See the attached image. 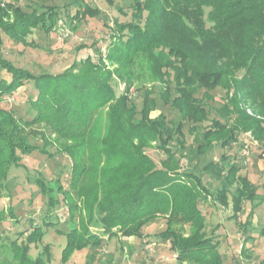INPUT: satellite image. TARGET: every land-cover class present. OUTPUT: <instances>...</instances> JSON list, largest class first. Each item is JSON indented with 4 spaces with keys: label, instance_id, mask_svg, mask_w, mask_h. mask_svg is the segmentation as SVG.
I'll return each instance as SVG.
<instances>
[{
    "label": "trees",
    "instance_id": "obj_1",
    "mask_svg": "<svg viewBox=\"0 0 264 264\" xmlns=\"http://www.w3.org/2000/svg\"><path fill=\"white\" fill-rule=\"evenodd\" d=\"M129 7L130 21L113 20L104 57L98 49L96 56L87 51L53 76L15 68L2 56V47L3 37L27 45L25 39L34 29L53 32L55 8L22 7L0 0V70L10 75L9 81L0 80V101L24 82H31L33 95L26 99L35 112L21 119L0 105V200L11 168L22 167L23 158L34 151L48 153L28 143L29 134L25 133L33 125H42L70 141L64 148L72 159L66 188L59 179L53 181L54 187L39 178L34 180L47 198L48 209L63 201L71 223L77 218L78 225L68 232L57 230L65 237L62 263L74 252L102 243L87 225L97 212L100 229L109 238L117 229L124 238L142 239L143 226L163 217L165 229L157 236L168 242L178 262L223 264L219 241L206 235V217L200 206L212 196L200 176L180 169L183 156L172 143L183 148V121L194 124V130L195 125L208 120L204 101L211 100L210 92L219 87L225 90V102L216 111L219 119L211 120L201 132L196 154L204 155L215 146L228 148L245 132L264 147V0H130ZM97 15L89 4L80 3L74 18ZM86 48L84 44L77 51ZM140 58L153 78L163 84L160 98L177 112L181 120L177 125L169 124L163 114L149 117L156 108L152 89L141 86L139 100L130 98L132 69ZM105 63L114 68L110 70ZM114 74L124 85L119 95L112 85ZM199 90L203 93L197 98ZM243 103H249L262 118L248 115ZM105 108L107 123L102 131L97 121ZM41 137L43 147L51 145L43 133ZM152 143L163 156L158 163L143 152ZM202 169L221 180L214 197L223 208L229 206V189L235 185L232 219H238L244 201L264 202V184L260 195L246 176L239 175L238 164L227 166L224 155L218 164L209 162ZM58 194L62 195L60 201ZM7 218L16 219L13 209L0 208V225ZM252 218L253 208L245 223H239L244 232ZM183 225L189 226L187 235L182 232ZM43 226L52 227V223L44 218L42 225H33L29 233H18L25 237L10 241L11 258L0 264H48L49 244L35 258L29 254L31 245L42 241ZM260 233L264 236V228ZM245 243L242 250L247 249ZM259 264H264V258Z\"/></svg>",
    "mask_w": 264,
    "mask_h": 264
},
{
    "label": "rangeland",
    "instance_id": "obj_2",
    "mask_svg": "<svg viewBox=\"0 0 264 264\" xmlns=\"http://www.w3.org/2000/svg\"><path fill=\"white\" fill-rule=\"evenodd\" d=\"M2 1L15 2L22 7L53 6L57 12L55 30L47 34L41 29H34L25 39L27 45L18 44L3 37L2 56L15 68L35 75L50 74L54 76L60 74L75 60L84 56L87 51L96 56L98 49L104 57L107 53L106 45L111 40L110 29L113 28V20L122 23L131 20L130 0H110L111 2L108 0ZM80 3L89 4L98 11V15L74 18ZM205 11L207 13L208 10ZM84 44L87 48L78 52L77 48ZM91 44H94L93 47H89ZM143 59L140 58L133 66L134 82L130 89V98L139 100L137 90L141 86L152 89L156 108L150 112L149 117L153 119L159 114H163L169 124L177 125L181 121L180 117L176 111L161 100L159 92L163 84L153 78ZM105 64L110 70L114 68L109 63ZM240 74L238 73V76ZM1 79L9 81L10 75L5 70H0ZM112 82L116 94L119 95L123 91L124 85L115 74ZM31 84V82H24V85L12 95L2 97L0 105L12 110L17 118L27 119L33 116L35 112L30 108L26 99L27 96L30 98L33 95L34 89ZM202 93L203 90H199L195 96L200 98ZM210 95L212 99L204 101L208 120L195 125L194 130L191 129L194 124L183 121L184 146L180 148L175 145V142L172 145L183 156L180 169L183 172L200 176L212 196L202 200L200 206L206 217V235L213 236L219 241L218 250L222 256L223 264H259V261L264 258V236L260 233L264 228V202L259 203V199H255L253 202L244 201L238 219H232L231 197L235 194V185L229 189V206L223 208L215 201L214 197L215 192L221 187V180L202 168L209 162L218 164L220 157L224 155L227 158V166L231 163L238 164L241 168L239 175L246 176L257 188V193L261 195L264 184V147L253 139L250 132H245L240 134L237 142L228 148L215 146L206 154L197 155L196 147L201 132L210 124L211 120L219 119L216 111L225 102V90L219 87L211 91ZM139 103L140 101L136 104L139 105ZM242 107L248 115L260 117L249 103H243ZM97 122L103 131L107 123L106 108L101 111ZM40 132L46 136L51 145L43 147ZM25 133L29 134L28 143L44 148L48 153H41L37 150L25 156L22 161L23 166L11 168L3 183L0 208L6 210L11 207L16 219L7 218L0 225L2 243L4 244V247L0 248V262L11 258L8 247L10 241L14 239L21 241L25 237L18 233H29L33 225H42L45 218L52 223V227L43 226V239L37 245H31L29 254L35 258L42 251L43 246L49 244L51 260L48 264H189L178 262L175 258L176 253L174 251L173 253L169 248L168 242L158 238L157 234L163 231L166 225L163 217L151 220L143 226L141 232L145 236L142 239L134 236L124 238L117 229L113 231L115 235L109 238L100 229L99 213L97 212H94L93 221L87 225L89 231L102 238V243L98 247L89 246L81 251H76L66 263H62L61 250L65 245V237L59 235L57 230L68 232L71 226L78 225L77 218L71 223L63 201L55 208L48 209L47 198L40 192L34 180L39 178L48 186L54 187L53 181L59 179L61 185L66 188L65 178L69 174L72 159L64 153V148L70 141L58 138L49 129H44L42 125H33L27 128ZM244 151L247 153L246 155L243 154ZM143 152L156 163L163 158L155 147V143L144 148ZM57 198L59 201L62 200V195L58 194ZM251 208H253V218L244 232L239 223H245ZM182 229V232L187 235L189 226L183 225ZM215 234H218V237ZM241 240L243 243L246 242L247 247L248 244L251 247L241 250L239 254Z\"/></svg>",
    "mask_w": 264,
    "mask_h": 264
},
{
    "label": "built area",
    "instance_id": "obj_3",
    "mask_svg": "<svg viewBox=\"0 0 264 264\" xmlns=\"http://www.w3.org/2000/svg\"><path fill=\"white\" fill-rule=\"evenodd\" d=\"M243 154L246 155L247 153L244 151ZM242 248H243V241L241 240V241H240V244H239V249H240V250H238V253H239V254L241 253ZM175 258H176V256H175Z\"/></svg>",
    "mask_w": 264,
    "mask_h": 264
},
{
    "label": "crops",
    "instance_id": "obj_4",
    "mask_svg": "<svg viewBox=\"0 0 264 264\" xmlns=\"http://www.w3.org/2000/svg\"><path fill=\"white\" fill-rule=\"evenodd\" d=\"M257 242V241H256ZM256 242H254V243H256ZM248 247H251V246H249V244H248ZM247 246H246V243H245V248H248ZM253 249V248H252ZM173 252V251H172ZM174 253V252H173ZM178 264V263H177Z\"/></svg>",
    "mask_w": 264,
    "mask_h": 264
}]
</instances>
